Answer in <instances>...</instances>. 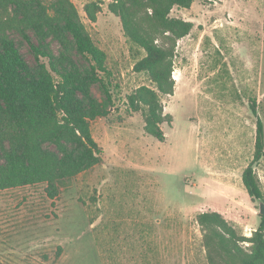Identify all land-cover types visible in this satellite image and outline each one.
Masks as SVG:
<instances>
[{"label": "rangeland", "instance_id": "rangeland-1", "mask_svg": "<svg viewBox=\"0 0 264 264\" xmlns=\"http://www.w3.org/2000/svg\"><path fill=\"white\" fill-rule=\"evenodd\" d=\"M56 1L40 0L47 7ZM67 1L108 71H96L102 82L90 88L108 111L90 121L102 164L57 182L52 196L46 183L0 190V264H207L196 222L207 211L250 237L258 203L241 177L254 150L253 100L264 126V0H194L171 10L192 29L176 45L173 95L161 96L172 117L161 125L162 142L144 132L140 113L127 110L126 96L150 85L133 71L144 54L135 56L108 1L95 22L84 11L91 0ZM8 16L11 8L0 7V18ZM8 34L34 65V32ZM47 41L61 58L59 42ZM70 55L82 70L95 66L89 55L73 48ZM254 168L264 197V157Z\"/></svg>", "mask_w": 264, "mask_h": 264}, {"label": "trees", "instance_id": "trees-1", "mask_svg": "<svg viewBox=\"0 0 264 264\" xmlns=\"http://www.w3.org/2000/svg\"><path fill=\"white\" fill-rule=\"evenodd\" d=\"M103 1L119 18L135 56L144 54L133 71L145 74L150 85L139 86L126 96L127 110L140 113L144 132L162 142L161 125H170L172 117L164 114L161 96L173 95L176 45L192 29L190 22L169 15L174 7L189 9L194 0H91L84 5L89 21H96ZM0 7L11 8V16L0 18V190L46 183L50 194L57 182L102 164V150L92 138L90 121L106 117L108 111L90 88L102 82L96 71L108 73L104 55L67 0L49 7L40 0H0ZM10 29L23 34L32 30L37 36L38 46L31 45L34 65L25 61L8 34ZM48 37L62 46L61 58L51 52ZM72 48L91 56L95 66L82 70L70 55ZM250 111L256 118L254 150L241 178L252 200H264L254 168L264 157V126L255 100ZM196 222L207 264H264V215H259L250 237L239 234L215 211L199 213Z\"/></svg>", "mask_w": 264, "mask_h": 264}, {"label": "water", "instance_id": "water-1", "mask_svg": "<svg viewBox=\"0 0 264 264\" xmlns=\"http://www.w3.org/2000/svg\"><path fill=\"white\" fill-rule=\"evenodd\" d=\"M257 203H258V214L264 215V200L259 199L257 200Z\"/></svg>", "mask_w": 264, "mask_h": 264}]
</instances>
